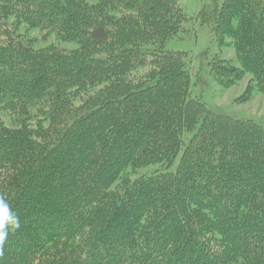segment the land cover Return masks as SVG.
<instances>
[{
	"label": "trees",
	"instance_id": "16d2710c",
	"mask_svg": "<svg viewBox=\"0 0 264 264\" xmlns=\"http://www.w3.org/2000/svg\"><path fill=\"white\" fill-rule=\"evenodd\" d=\"M201 19L238 60L215 56L214 80L264 93V0ZM187 21L182 0H0V197L20 220L0 264H264V126L192 96L165 49Z\"/></svg>",
	"mask_w": 264,
	"mask_h": 264
},
{
	"label": "rangeland",
	"instance_id": "374dc122",
	"mask_svg": "<svg viewBox=\"0 0 264 264\" xmlns=\"http://www.w3.org/2000/svg\"><path fill=\"white\" fill-rule=\"evenodd\" d=\"M223 2L224 0H182L184 12L188 17L184 25L185 30L168 41L165 49L187 53V63L193 76L191 94L194 98L201 99L213 111L252 120L264 126V93L253 92L246 96L250 76H246L230 89H225L211 74L209 63L215 56L220 55L238 65L234 49L221 47L211 27L201 19L203 11L209 6H222ZM51 43H54L53 39L41 41L39 46L45 47ZM70 47L74 45L70 44ZM176 165L177 163L171 170H174Z\"/></svg>",
	"mask_w": 264,
	"mask_h": 264
},
{
	"label": "clouds",
	"instance_id": "9594fccd",
	"mask_svg": "<svg viewBox=\"0 0 264 264\" xmlns=\"http://www.w3.org/2000/svg\"><path fill=\"white\" fill-rule=\"evenodd\" d=\"M20 227L19 217L12 211L9 203L0 197V248L8 239L10 232Z\"/></svg>",
	"mask_w": 264,
	"mask_h": 264
}]
</instances>
